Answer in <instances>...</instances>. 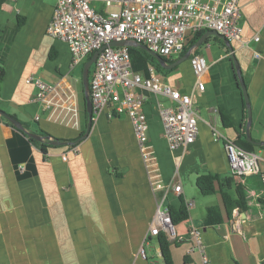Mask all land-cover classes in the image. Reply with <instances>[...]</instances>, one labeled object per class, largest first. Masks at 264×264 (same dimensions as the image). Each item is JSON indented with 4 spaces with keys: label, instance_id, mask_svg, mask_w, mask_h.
Segmentation results:
<instances>
[{
    "label": "crops",
    "instance_id": "crops-1",
    "mask_svg": "<svg viewBox=\"0 0 264 264\" xmlns=\"http://www.w3.org/2000/svg\"><path fill=\"white\" fill-rule=\"evenodd\" d=\"M56 3L15 0L1 11H13L15 23L10 27L0 24V64L6 73L0 86V109L18 120L25 131L64 144H50L43 152L23 131L0 117V264H164L157 236L149 235L160 193L150 185L131 120L126 115L108 118L104 110L93 117L88 136L77 142L86 129L82 95L80 102L77 98L78 126L65 125L41 112L34 101L35 88L25 82L42 66L47 68L41 78L48 83L67 79L72 72L67 45L46 34ZM239 6L241 39L259 37L257 43H250L252 47L230 43L248 97L249 135L257 146L254 154L263 173L264 144L256 143H264V0H239ZM35 31L47 38L40 60L27 45ZM129 49L132 70L148 76L153 66L134 47ZM195 51L207 63L202 92L195 89L189 64ZM181 54L166 59L173 63L186 53ZM190 56L161 75L165 83L191 95L198 110L195 142L187 149L170 151L158 115L161 107L170 105L169 100L149 93L143 106L161 178L181 187L179 193L168 192V205L178 208L183 201L188 210L187 220L174 226L182 240H169L173 264H203L188 236L192 228L201 232L209 264H264V185L259 177L245 179L254 196L247 199L246 212L234 209L231 218L226 216L219 192L203 196L195 183L202 174L229 173L223 143L215 140L214 129L233 141L239 136L247 107L236 69L226 45L221 46L214 36L206 37ZM223 115L231 127L223 125ZM72 144L77 152L63 161L62 154ZM210 207L220 210L223 220L219 225H204ZM142 248L145 257L139 254Z\"/></svg>",
    "mask_w": 264,
    "mask_h": 264
},
{
    "label": "built area",
    "instance_id": "built-area-1",
    "mask_svg": "<svg viewBox=\"0 0 264 264\" xmlns=\"http://www.w3.org/2000/svg\"><path fill=\"white\" fill-rule=\"evenodd\" d=\"M241 17L239 0H57L53 9L46 34L67 45L71 69L83 66L88 57L105 46L93 63L89 77L92 119L106 110L108 118L126 115L131 120L150 185L154 192L160 193L149 230L151 236L164 233L170 241L182 240L177 237L168 207L164 205L168 192L179 193L181 187L164 183L161 178L154 148L149 143L148 122L143 111L147 97L143 92L161 94L170 102L158 112L162 138L170 151L187 149L195 142L198 110L193 107L190 94L165 83L153 67L146 77L134 72L129 47H111L109 43L130 41L146 46L161 57L171 58L183 52L189 38L205 30L216 31L230 42L252 47L250 43H257L259 37L255 35L249 41L241 39ZM254 56L259 58L260 54L254 50ZM189 64L195 76V89L202 92L206 60L195 55L189 59ZM25 82L35 88L34 101L50 120L78 126L77 96L68 79L62 77L48 83L40 76L30 75ZM214 136L223 143L229 173L242 184L247 177L258 176L264 185V172L259 170L254 153L242 150L217 129ZM76 152V146L70 147L61 158L67 161L68 155ZM253 196L254 193L247 191V199ZM188 236L193 248L201 253L203 264H209L200 230L192 228ZM139 254L145 257L143 248Z\"/></svg>",
    "mask_w": 264,
    "mask_h": 264
},
{
    "label": "trees",
    "instance_id": "trees-1",
    "mask_svg": "<svg viewBox=\"0 0 264 264\" xmlns=\"http://www.w3.org/2000/svg\"><path fill=\"white\" fill-rule=\"evenodd\" d=\"M7 4V0H0V13L2 11L3 6ZM21 25L20 22L17 24V28H19ZM206 31H200L193 35L191 38L188 39V45L184 48L181 55L185 54L186 51L196 42L198 39L205 33ZM1 28H0V36H1ZM214 39L223 46V42L221 39L214 37ZM137 50L146 58V60L153 66V68L156 70V72L160 74H164L167 72V70L163 69L155 58H153L150 54L145 52L144 50L137 48ZM197 55V52L195 51L191 56ZM88 57L86 61L89 59ZM163 59L167 63H172L167 61L166 58L163 57ZM93 70V66H91L89 71V77ZM5 69L0 64V86L4 80L5 77ZM82 85V83H81ZM82 91V99H83V110H84V118L86 121V124L88 122L87 114L85 111V102H84V96H83V88L81 86ZM246 118H247V112L244 111V117L243 122L241 125L240 133L237 139L234 141L236 146L241 148L242 150L248 152V153H254V150L257 146H254L252 143L248 142L245 139V124H246ZM223 125L225 127H231L232 124L226 119V117L222 116ZM33 144L38 146L43 152H45V149L47 147H50V142L47 141H35L30 139ZM76 146V144H72L70 147ZM196 187L201 195L203 196H210L215 194L216 192H219L222 201L226 210V216L227 218H231L232 212L234 209H238L241 213H244L247 211V188L245 184H242L240 181H238L231 173H228L224 176H219L217 174L211 175V174H202L199 175L196 178ZM168 211L170 213V217L172 219V222L174 226L180 222H183L187 220L188 218V210L186 205L181 201V204L178 208H174L171 206H167ZM222 215L220 214V210L216 207H210L206 210V214L204 217V225H219L222 223ZM157 241L161 250V255L164 261V264H173L171 253H170V241L167 238V236L164 233H160L157 235Z\"/></svg>",
    "mask_w": 264,
    "mask_h": 264
},
{
    "label": "water",
    "instance_id": "water-1",
    "mask_svg": "<svg viewBox=\"0 0 264 264\" xmlns=\"http://www.w3.org/2000/svg\"><path fill=\"white\" fill-rule=\"evenodd\" d=\"M209 36H214V37H217L219 39H221L224 44L226 45L229 53H230V58L233 62V65H234V68L236 69V72H237V75H238V86L239 88L241 89L242 91V96H243V99H244V102L246 104V107H247V124H246V140L250 143H253L255 144L251 138H250V135H249V126H250V122H251V113H250V107L248 105V97H247V93H246V89H245V86L243 84V81L240 77V69H238V64L236 62V59H235V56L233 54V47L230 43L229 40L225 39L222 35H220L218 32L216 31H206L199 39L198 41L193 45V47H191L185 55H183L181 58H179L178 60L174 61L173 63L171 64H168L164 59L163 57H161L159 54L157 53H154L153 51H151L150 49H148L146 46L144 45H141V44H137V43H134V42H130V41H112L109 43V46L111 47H122V46H127V47H138L142 50H144L145 52H147L148 54H150L153 58L156 59V61L158 62V64L165 70H171L172 68H174L175 66L179 65L180 63H182L183 61H186L191 52L198 48L202 43L203 41L206 39V37H209ZM105 46H103L101 49L95 51L91 57L84 62L83 66H82V71H81V82H82V88H83V96H84V102H85V111H86V114H87V119H88V122L86 124V129H85V132L84 134L77 140V142H80L82 140H84L89 132H90V129H91V126H92V115H93V112H92V105H91V101H90V98H89V71H90V68L91 66L93 65V63L95 62L99 52L104 49ZM143 94L148 97L149 93L148 92H143ZM0 117L4 118L5 120H7L10 124H12V126L19 130V131H23V133L30 139L32 140H35V141H49L51 145H54V146H60V145H63L64 143L58 141V140H55V139H52L50 136H40V135H36V134H33L31 132H27L23 129V126L22 124L14 119L12 116L8 115L7 113H5L4 111H2L0 109ZM258 145H262L264 143H256ZM168 199L165 200L164 202V205L165 206H168Z\"/></svg>",
    "mask_w": 264,
    "mask_h": 264
},
{
    "label": "rangeland",
    "instance_id": "rangeland-1",
    "mask_svg": "<svg viewBox=\"0 0 264 264\" xmlns=\"http://www.w3.org/2000/svg\"><path fill=\"white\" fill-rule=\"evenodd\" d=\"M11 3L12 2H7L6 5L10 6ZM97 6H101V3H97ZM14 23H15V13L13 11L4 10L3 12H1V14H0L1 27H3V26L10 27ZM36 32L37 31L34 32V34L32 35L31 40L29 41V43H27V45L30 48V50L34 49L35 57L37 58V60H40V58L42 59V52L44 51V48L47 45V38H45L42 34L36 33ZM134 51H138L136 47H134ZM46 68H47L46 66H42L40 69H38L39 71L36 74V76H40V77H41V75L44 76V74H45L44 71L46 70ZM81 71H82V66L75 67L74 69H72L71 74L67 78L68 81L72 82V84L74 86V89L79 94V95L77 94V98H78L79 102L81 100L80 98H81V95H82V91H81V86L82 85H81V82H79V79H78V81H76V77L77 76H79V78L81 77ZM169 76L171 78L172 75L168 74V77ZM43 78H45V76ZM164 105H167V103L165 102ZM79 106H80V103H79Z\"/></svg>",
    "mask_w": 264,
    "mask_h": 264
}]
</instances>
